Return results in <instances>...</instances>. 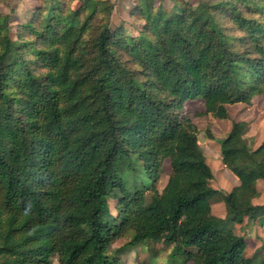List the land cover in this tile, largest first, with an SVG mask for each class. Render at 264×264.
Listing matches in <instances>:
<instances>
[{
  "label": "trees",
  "instance_id": "trees-1",
  "mask_svg": "<svg viewBox=\"0 0 264 264\" xmlns=\"http://www.w3.org/2000/svg\"><path fill=\"white\" fill-rule=\"evenodd\" d=\"M57 6L21 30L35 36L32 61L0 12V264H124L145 241L173 245L185 264H264L262 248L246 256V237L233 230L264 214L252 202L264 142L251 149L249 124L232 122L221 160L240 185L222 193L185 115L199 98L204 114L228 120L229 106L264 97V0L138 5L132 16L146 23L137 38L112 31L107 1ZM137 166L148 183L124 178Z\"/></svg>",
  "mask_w": 264,
  "mask_h": 264
},
{
  "label": "rangeland",
  "instance_id": "rangeland-1",
  "mask_svg": "<svg viewBox=\"0 0 264 264\" xmlns=\"http://www.w3.org/2000/svg\"><path fill=\"white\" fill-rule=\"evenodd\" d=\"M0 3V12L9 16V27L12 43L15 48L22 49L26 53V59L32 61L34 58V48L38 47L35 43V36L30 37L29 33L21 30L24 25L33 22L37 18L39 9L42 10V16L38 17L33 22L36 27L44 22V16L48 11L53 9L58 4V10L63 12L78 11L87 0H4ZM107 1L111 9L109 25L112 31L122 37L137 38L144 30L145 20L138 15L132 16L135 8L138 5L144 7L152 6L159 7L167 11H174L179 5L189 2L194 7H198L199 3L204 0H101ZM149 9V8H148ZM62 12V11H61ZM231 26V25H230ZM97 26L93 25L87 30L85 38L89 40L95 35ZM235 35H240L236 32ZM230 117L228 120H219L211 115L204 114V102L197 98L190 100L185 105V115L189 117L198 128V140L206 156L207 163L213 172V180L211 186L219 191V180L221 178L220 170V142L229 132L232 122L245 121L249 124V130L245 135V140L251 149H255L264 142V97H257L252 105L236 104L228 107ZM222 163V162H221ZM170 173L169 161L164 163V172L157 184L158 190L161 192L167 184ZM124 178L128 179L129 184L134 185V180L148 183V179L142 172V168L137 166V170H125ZM133 189L141 188L140 185L133 186ZM223 193V191L220 190ZM214 211L220 205H223L221 200L217 198L212 200ZM110 210L113 214L116 213V202L111 200L109 203ZM219 212V211H218ZM227 214V213H226ZM226 216V215H225ZM233 230L239 233H244L246 229H240L234 226ZM243 230V231H242ZM252 240L248 239L249 248L246 256H251L257 249L264 246V231L257 230L252 235ZM129 240V237L118 240L115 247L124 245ZM173 245H166L162 242L145 241L133 250L124 254L121 259L124 264H185L184 257L172 258L171 252ZM264 251V249H263ZM262 253L264 254V252ZM54 262L58 263L57 258Z\"/></svg>",
  "mask_w": 264,
  "mask_h": 264
},
{
  "label": "crops",
  "instance_id": "crops-1",
  "mask_svg": "<svg viewBox=\"0 0 264 264\" xmlns=\"http://www.w3.org/2000/svg\"><path fill=\"white\" fill-rule=\"evenodd\" d=\"M220 157H221V151H220ZM221 162H222V160H221ZM221 162H220V165L222 166V169L220 170V174L221 173L222 174H221V178L219 180V188H220L219 191L221 190V191H223V193H229L233 188L240 185V180L234 174H232ZM257 189H258L260 195H259V197L255 198L252 202L254 205L262 206V205H264V181L263 180L258 181ZM222 203H223V205H220L218 207L217 213H215L214 206L212 205L213 214L215 216L221 217V218L225 217V215L227 213L226 206H225L224 202H222ZM236 226H238L240 229H243V227L246 229V231H244V233H239L238 231H236V232L240 235H244L246 237V240L248 243V239L252 240L251 239V238H253L252 235H254V233L257 230L261 229L262 231H264V214L260 215L255 222H250L249 219L246 218L244 220L243 224L236 225ZM248 248H249V243H248ZM261 248L263 250L264 246H262Z\"/></svg>",
  "mask_w": 264,
  "mask_h": 264
}]
</instances>
